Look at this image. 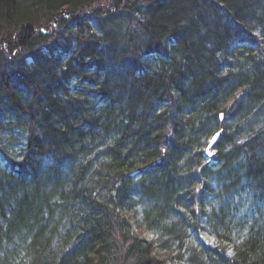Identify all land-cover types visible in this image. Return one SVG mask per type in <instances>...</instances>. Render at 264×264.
I'll list each match as a JSON object with an SVG mask.
<instances>
[{"label": "trees", "instance_id": "1", "mask_svg": "<svg viewBox=\"0 0 264 264\" xmlns=\"http://www.w3.org/2000/svg\"><path fill=\"white\" fill-rule=\"evenodd\" d=\"M0 264H264V0H0Z\"/></svg>", "mask_w": 264, "mask_h": 264}, {"label": "rangeland", "instance_id": "2", "mask_svg": "<svg viewBox=\"0 0 264 264\" xmlns=\"http://www.w3.org/2000/svg\"><path fill=\"white\" fill-rule=\"evenodd\" d=\"M210 141V139L207 141V144H208V142ZM207 144H206V146H205V150L207 149ZM212 153H211V155H207V157H209V162H212V161H214V158H213V154H214V152H215V150H214V148H212L211 150H210ZM211 208H209V210H210ZM243 214V213H242ZM202 234H203V236L205 237V239L208 241V243L209 242H214L215 241V239H214V236L210 233V230H206V228H204L203 230H202Z\"/></svg>", "mask_w": 264, "mask_h": 264}, {"label": "water", "instance_id": "3", "mask_svg": "<svg viewBox=\"0 0 264 264\" xmlns=\"http://www.w3.org/2000/svg\"><path fill=\"white\" fill-rule=\"evenodd\" d=\"M218 136H219V133H216V134H215V137H213V139L211 140L210 144L208 145V146H209V147H208V150H207V153H208V154H210L209 150H210V148L212 147V145L215 143V141L217 140Z\"/></svg>", "mask_w": 264, "mask_h": 264}]
</instances>
